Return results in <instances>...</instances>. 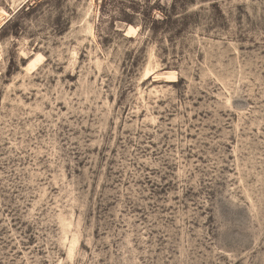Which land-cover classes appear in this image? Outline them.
Listing matches in <instances>:
<instances>
[{
  "label": "rangeland",
  "instance_id": "rangeland-1",
  "mask_svg": "<svg viewBox=\"0 0 264 264\" xmlns=\"http://www.w3.org/2000/svg\"><path fill=\"white\" fill-rule=\"evenodd\" d=\"M0 264H264V0H0Z\"/></svg>",
  "mask_w": 264,
  "mask_h": 264
}]
</instances>
